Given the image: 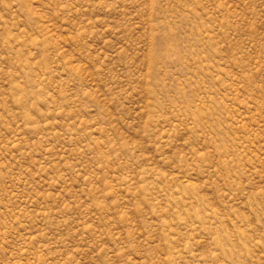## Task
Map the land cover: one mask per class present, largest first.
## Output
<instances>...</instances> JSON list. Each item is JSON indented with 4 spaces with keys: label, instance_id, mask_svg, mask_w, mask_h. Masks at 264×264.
I'll return each mask as SVG.
<instances>
[{
    "label": "rangeland",
    "instance_id": "374dc122",
    "mask_svg": "<svg viewBox=\"0 0 264 264\" xmlns=\"http://www.w3.org/2000/svg\"><path fill=\"white\" fill-rule=\"evenodd\" d=\"M0 264H264V0H0Z\"/></svg>",
    "mask_w": 264,
    "mask_h": 264
}]
</instances>
